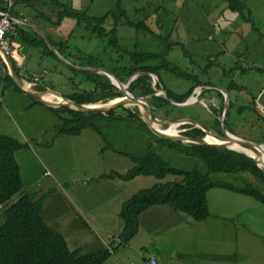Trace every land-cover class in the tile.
<instances>
[{"label": "rangeland", "instance_id": "374dc122", "mask_svg": "<svg viewBox=\"0 0 264 264\" xmlns=\"http://www.w3.org/2000/svg\"><path fill=\"white\" fill-rule=\"evenodd\" d=\"M72 1L64 0L63 4L71 7ZM83 1L87 16L102 18L113 14L118 21L111 16L107 19L104 24L107 33L103 37L91 35L85 25L79 26L69 40V45L78 51L74 50L72 60L61 56L65 63L88 68L83 66L92 61L97 66L94 68L125 73L134 65L131 53L156 55L155 59L138 65L167 66L180 71V76L164 69L159 76L149 74L156 96L165 98V89L182 95L193 87L185 102L189 107L154 104L150 98L146 104L159 123L156 124L143 108L127 103L114 110L115 117H128L125 112L128 109L139 114L138 120L100 117L93 120L106 137V143L91 128L76 137L59 135L60 118L50 110L46 114L37 113L41 124L36 128L31 125V131L25 125L33 123L36 116L30 112L22 113L21 117L12 114L14 125L5 123L6 128H2L0 121V131L26 146L15 153L23 184L18 197L34 194L42 198L45 222L65 237L70 249L83 254L116 249L106 264H147L154 242L168 250L169 255H187L188 263L264 264V204L226 190L212 189L207 194L210 216L205 221L196 222L183 213L157 206L141 214L137 235L121 246L122 204L140 191L179 178L137 177L127 182L101 179L112 172L126 174L134 166L129 158L114 150L139 152L149 143H156V152L175 167H192L197 160L170 149L166 143L158 144L146 121L153 126L155 123L161 131L173 128L177 136L185 137L194 128L203 131L201 126H204L210 134L222 137L221 120L230 101L226 120L232 135L264 149V107L258 104L264 91V0H244L253 24L230 11L224 0ZM128 21L142 27H131L126 24ZM113 29L115 35L111 34ZM15 57L14 51L12 62ZM65 63L51 56L44 59V66L52 75L45 77L44 86L38 78V91L47 89L43 95L51 93L61 98L75 92H91L93 86ZM137 76L123 81V86L129 88ZM159 77L165 89L160 87ZM129 94L136 98L150 97ZM118 99L124 97L86 105L108 107ZM56 102L52 103L64 104ZM181 143L183 152L190 153L189 143ZM211 178L237 186L250 182L264 191L263 183L245 173H219ZM5 209L0 208V226L6 221Z\"/></svg>", "mask_w": 264, "mask_h": 264}, {"label": "trees", "instance_id": "16d2710c", "mask_svg": "<svg viewBox=\"0 0 264 264\" xmlns=\"http://www.w3.org/2000/svg\"><path fill=\"white\" fill-rule=\"evenodd\" d=\"M51 1L55 3V0ZM224 1L230 11L239 14L245 21L253 24L249 6L244 0ZM1 4L4 8L0 9L4 10L3 12H8L11 16L13 8L8 11L6 5L0 1ZM17 4L25 5L28 2L26 0H14V5ZM59 8L61 9L60 21L65 17L74 18L79 26L85 25L87 31L96 37L106 35L107 30L104 24L110 16L118 21V17L113 14H107L102 18H92L87 16L85 12L72 11L63 5H59ZM121 14L123 15V12ZM126 24L136 28L142 27L141 24L134 25L129 21ZM17 27L18 25L15 24V28L18 30ZM253 30L257 31L254 26ZM111 34L115 35V29L112 30ZM18 35H20L19 31ZM20 38L33 49L40 50L42 55L58 59L40 36L30 40L21 35ZM53 46L60 55H64L65 50L68 49L66 45L59 44L58 46L53 44ZM130 56L134 61V65L126 69L125 71L127 72L120 73L118 70H111V72L121 82L138 74L131 82L128 91L135 96L150 95L154 104L169 105L166 98L156 96V91L151 86L149 74L159 76L161 69H164L180 76V71L178 69H170L167 66L162 68L138 65L139 63H146L155 59L157 56L153 54L131 53ZM64 57L67 58L68 56ZM83 67L94 68L97 66L92 61H89V65ZM69 69L74 73H81L85 83H90L93 87L91 92L80 91L66 95L67 100L79 105H86L99 101H109L123 96L122 92L111 83L105 74ZM1 79L3 82H1ZM10 80L9 75L4 78L0 76V82L3 85ZM10 83L12 82L10 81ZM199 84L200 82L196 79V85ZM159 85L164 88L160 77ZM193 89V87L190 88L182 95L171 94L166 89L165 91L173 102L182 104L190 98ZM230 107L231 101L225 114L224 122L227 131L234 134L227 127L226 119L229 116ZM49 110L60 118L59 135L76 137L84 129L91 128L104 139L105 143L106 137L101 129L93 123L95 118L100 117L109 120H138L139 118L137 112L135 113L128 109L125 110L128 117L124 118L115 117L114 110L106 114L85 113L67 106L59 108L49 107ZM251 111L256 113V109ZM185 134V137L191 138H203L205 136V133L198 128H194ZM156 141L158 144L166 143L170 149L183 154L185 157H193L197 162L192 167H175L170 161L156 152V143L146 144L141 151L133 153L113 149L120 156L129 158L134 166L126 174L112 172L111 174L103 175L101 179H119L127 182L137 177H153L157 180H164L167 177L179 178V180L157 184L150 189L140 191L122 204L119 213V218L124 223L123 231L119 236L121 246L128 244L137 235L138 218L142 213L153 207H168L173 211L187 215L196 222L205 221L210 216L207 194L212 189L226 190L234 194L250 197L256 202L264 204V191L250 182H245L244 186H237L228 182H216L211 178L212 175L219 173H245L264 184V170L259 168L257 163L245 154L226 148L197 144H189L191 152L185 153L181 149V146H183L181 142L164 140L157 136ZM25 148L24 144L11 137L0 136V206L6 208L4 210L6 221L0 226V264H104L112 254L116 253V249L112 251L104 249L88 254H83L77 249H70L65 237L45 222L42 213L43 199L37 198L34 194H25L18 197L23 190V184L20 168L15 160V153ZM106 148L108 147L106 146L104 149ZM104 149H102V152Z\"/></svg>", "mask_w": 264, "mask_h": 264}, {"label": "crops", "instance_id": "0c3cea01", "mask_svg": "<svg viewBox=\"0 0 264 264\" xmlns=\"http://www.w3.org/2000/svg\"><path fill=\"white\" fill-rule=\"evenodd\" d=\"M26 1L28 2V4L14 5L12 13L13 16L11 15V17L15 21V24L18 25L17 28L20 35L25 36L29 40L34 39L36 36H40L45 43V39H47L52 45H66L68 48L70 46L69 40L74 35H76L75 30L79 27V25L76 19L71 17H65L62 21H60L61 9L59 8V5L66 6V4H63L64 0H55V3H53L51 0ZM71 4V7L68 8H70L72 11L84 12L85 6L83 5H85V2L83 0H73ZM0 8H4V6L1 4ZM3 11L4 10L0 9V12ZM20 35H18L16 38H11L10 42L11 47L13 48V51H15L16 55L15 59H13V64L15 65V68L19 73V76L21 77L22 87L32 93H45V91L48 92L47 89L40 91H38L37 89L38 85L40 86V82L41 84H43L42 82H44L42 86L45 85V77L52 75L51 70H49L43 64L44 59H46L47 56L42 55V52L40 50H36L30 47L28 43L20 38ZM74 50L76 52L78 51L77 48H73L70 46V48L65 50L64 55H60L58 51H56L60 56L64 57L67 55L68 57L66 59L72 60V55L75 52ZM38 56H40V58H37ZM30 60H33L32 63L30 62ZM33 69H38V71H32ZM9 77L11 78L10 81L13 84L10 83V81H7L5 82V85H3L1 83L3 82L2 79L0 82V121H3L1 126L2 128H6L7 124L6 126H4L5 123L14 125L12 123L13 115L21 117L22 113L27 114V112H30L31 115L36 116V119H34L33 123L28 122L25 125L26 128L31 131V129L29 128L31 125H34V127L36 128L38 124H41L38 119L41 118V116L39 117V114L37 115V113H50L49 107L35 102L31 98L23 94L22 90L19 87V84H17L15 80H13L11 74L9 75ZM34 78H39L40 82L30 88L28 85L29 83L33 82ZM1 132L2 131H0V136H9L8 134ZM21 135H23V132L21 133ZM175 248L176 247L172 249L175 250ZM151 251L152 254L156 256L160 264H197V261L194 263H188V256L184 254L175 255L174 253L173 255H169V251L166 249H162V247L157 242L153 243ZM148 253L149 252L147 251V254ZM106 262L104 264H106Z\"/></svg>", "mask_w": 264, "mask_h": 264}, {"label": "water", "instance_id": "95a60500", "mask_svg": "<svg viewBox=\"0 0 264 264\" xmlns=\"http://www.w3.org/2000/svg\"><path fill=\"white\" fill-rule=\"evenodd\" d=\"M45 41H46V44L49 47V49L60 60H62L65 63V61L57 53V51L53 47V45L47 39H45ZM7 62H8L10 71H11V76H12L13 80H15V82L17 84H19V87L22 90L23 94H25L26 96L31 98L33 101L38 102L40 104H43V105H46V106L52 107V108H55L56 106H61V107L62 106H67V107H70V108H75L76 110H79V111H82V112H85V113L106 114V113H108V112H110L112 110H115L117 108L124 107V105L127 104V103H131V104H135L136 106H139L140 108H143V110L147 114H150L151 119L155 121V119L153 118V114H152L150 108L146 104V101L149 100L152 96L147 97V98H136V97H133V96H131V94H129V92L127 90L128 87H126L125 88L126 90L125 89L121 90L124 99L121 100L120 102H114L112 105H110L108 107L107 106L106 107H104V106L98 107V106H90V105H79V104H76V103H74L72 101L67 100L64 97H62L65 100L64 104H61V105L60 104H54V103H51V102H48V101L44 100L43 99V93H32V92H29V91L25 90L22 87L21 77L19 76V73L17 72V70L15 68V65L13 64L12 60L10 58H7ZM65 64H67L68 66L72 67L75 70L82 71V72H90V73H101L102 72L103 74H105L110 79V81H111V83L113 85H116L113 78H115L119 83H121L123 85V83L110 70H104V69H98V68H79V67H75V66H73V65H71V64H69L67 62ZM165 98H166V100L169 103H171V104H173V105H175V106H177L179 108H187V107H189L188 103L178 104V103L173 102L168 97V95H166ZM258 104L264 107V91L259 97ZM224 121H225V118L223 116L222 120H221L222 126H223V136L219 137L220 139L226 140L228 142L235 143L238 146H240L242 148H245V149H248V150H251L252 152H255V153H259L260 150H261L263 152V154H264V149L260 145L255 144V143L250 142V141H247V140H243V139L234 137L232 134H230L227 131V129H226ZM146 122H147V125L149 126V128L151 129V131L153 132V134L155 136L161 138V139H164V140H170V141H174V142H184V143L197 144V145H209V146H213V147H221V148H227V149L230 148L229 145H218V144L209 143L207 141V136H208L207 134H209L210 131H209L208 128H206L204 126H201V128L203 129V132L206 134L203 138H191V137H182V136H177V135L176 136H168V135L163 133L164 131L158 130L151 123H149L148 121H146ZM242 153L245 154L246 156H248L249 158H251L253 161H255L257 163L258 167L260 168L259 163H258L257 160L253 159L251 156L247 155L244 152H242Z\"/></svg>", "mask_w": 264, "mask_h": 264}, {"label": "built area", "instance_id": "2783aa9c", "mask_svg": "<svg viewBox=\"0 0 264 264\" xmlns=\"http://www.w3.org/2000/svg\"><path fill=\"white\" fill-rule=\"evenodd\" d=\"M3 2L8 11L13 8L14 0H0ZM18 36V30L15 28V21L9 15L8 12H0V73L1 77L4 78L11 74L7 58L11 59L14 54L13 48L11 47V38H16ZM39 82L38 78H34L29 86L33 87ZM147 264H160L154 254H149L147 256Z\"/></svg>", "mask_w": 264, "mask_h": 264}, {"label": "bare ground", "instance_id": "6f19581e", "mask_svg": "<svg viewBox=\"0 0 264 264\" xmlns=\"http://www.w3.org/2000/svg\"><path fill=\"white\" fill-rule=\"evenodd\" d=\"M113 77V76H112ZM114 79V82H115V84H116V86L120 89V90H123V89H125V87L121 84V83H119L115 78H113ZM29 86V85H28ZM30 88H31V86H29ZM29 91V90H28ZM43 99L44 100H46V101H49V102H55V101H57L56 103H65V100L63 99V98H61V97H57L56 95H54V94H49V93H47V94H45V95H43ZM122 100V99H121ZM120 99H118V100H115V101H113V103L114 102H120L121 101ZM112 103V104H113ZM92 106V105H91ZM96 106H98V107H102L103 105H96ZM151 118V117H150ZM155 123L156 124H159L157 121H155ZM154 123V126L156 127V129H159L157 126L158 125H156ZM160 130V129H159ZM164 134H166V135H168V136H176L177 135V133L174 131V129L172 128V129H168V130H166V131H164L163 132ZM208 136H207V141L209 142V143H212V144H218V145H229L230 146V148L231 149H234V150H238V151H241V152H244V153H246L247 155H249V156H251L253 159H255V160H257L258 161V163H259V166L260 167H262V168H264V154H263V152L260 150V152L259 153H255V152H252L251 150H248V149H245V148H242V147H240V146H238L237 144H235V143H232V142H228V141H226V140H223V139H220L219 137H217V136H214V135H212V134H207Z\"/></svg>", "mask_w": 264, "mask_h": 264}]
</instances>
